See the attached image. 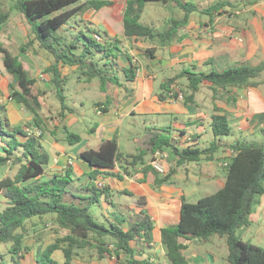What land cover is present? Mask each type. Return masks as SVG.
<instances>
[{"label":"trees","instance_id":"obj_1","mask_svg":"<svg viewBox=\"0 0 264 264\" xmlns=\"http://www.w3.org/2000/svg\"><path fill=\"white\" fill-rule=\"evenodd\" d=\"M160 1L166 0H127L124 31L129 38L147 39L158 46H166L178 29L187 23L190 14L199 10L194 3L174 0L184 10V17L172 19L164 30H159L145 24L142 13L147 3ZM225 2H217L204 10L211 13L226 6ZM111 4L114 2L110 0H12L11 8H4L0 1V32L14 10L31 26L29 39L20 46L21 52L29 51L37 43L53 57L44 72L49 75L48 82L60 101L61 116L72 111L65 95L70 76L62 74L61 64L76 66L74 73L78 79H98L102 90L109 83L121 84L119 71L123 72L126 81L136 78L137 67L132 60L120 68L117 43L103 41L105 33L89 26L81 28L77 24L80 22L77 17H82L87 10ZM72 19L74 24L69 23ZM83 29L92 35L86 34ZM155 50L156 47L149 48L146 53L154 56ZM0 53L7 72L13 76L8 86V97L28 110L33 119L25 127L13 125L6 116L5 102H0V138L5 143V153L0 154V167L9 163L19 167L15 175H7L0 180V192L6 202V206L0 210V244H9L12 263L21 264L20 260L24 258L28 221L50 215L68 233L45 248L39 246L35 255L36 264H72L73 259L80 255L79 250L92 247L96 249L99 259H103L106 254L115 256L116 264H152L148 259L138 256L139 251L133 244L138 239L148 242L153 240L149 216L145 214L140 222L128 229L114 222L105 224L94 217L92 207L102 199L109 200L112 192L108 186L96 183L98 176L116 175L110 171L116 165H121L127 174L138 164L152 167L151 162L157 151H171L177 157L178 166L190 161L214 159L223 147L221 137L232 134L227 116L221 113L213 116L214 140L204 148H181L167 133L148 128L138 138L136 153H123L115 137L104 140L98 148L84 150L80 157L92 168L88 173L90 183L77 192L71 188L73 178L70 169L64 174L46 177L45 167L50 162V154L43 145L46 127L40 113L43 93L34 91L37 79L30 75L20 57L1 41ZM263 71L264 64H239L209 72L186 70L162 82L159 96L165 99V94L173 91V97L178 98L179 92L172 86L180 77L189 80L191 93L185 96V101L190 102L194 100L202 82L222 88L254 87L260 84L257 78ZM32 125L42 132L37 134L31 130ZM19 134L26 139L20 141ZM67 139L70 144H75L81 141L82 136L68 131ZM225 146L230 152L225 166V185L196 202L187 201L184 197L178 223L162 229V241L172 264H187L183 254L186 245L182 239L208 241L214 235L226 237L229 254L223 264H264V246L245 241L238 235L239 229L251 224L257 200L264 195V143L236 141ZM175 172L176 169L172 168L165 179H170ZM108 237L112 241H108ZM110 245L114 248L111 249ZM57 250L63 252V260L55 256ZM0 264H8L2 253Z\"/></svg>","mask_w":264,"mask_h":264},{"label":"crops","instance_id":"obj_2","mask_svg":"<svg viewBox=\"0 0 264 264\" xmlns=\"http://www.w3.org/2000/svg\"><path fill=\"white\" fill-rule=\"evenodd\" d=\"M110 1L114 4L99 9L91 8L82 17H77L80 22L76 23L81 27L89 26L105 33L103 41L117 43L116 52L119 55L120 68L127 66L132 60L137 67L136 78L133 81H126L123 72L119 71L121 84L109 83L102 90L99 80L73 78L72 76L76 75L74 73L76 66L61 64L62 74L70 76L65 91L70 108L77 107L78 102L84 105V99L93 89L99 87L103 91L102 99L95 101L94 104L98 119L89 125L86 124L84 129L83 125H80V118L85 116L84 111L79 112L72 108V111L61 116L59 102V105L50 108L51 115L45 113L46 109L43 112L48 96L55 94L48 82L49 75L44 72L53 60H50L46 51L45 54L40 51L37 43L29 51L21 52L20 46L29 39L31 33L22 34L18 31V26L13 25L11 31H17L15 35L18 48L12 49L9 40L1 39L2 32L12 22L10 18L0 32V41L20 57L30 75L37 79L34 91L43 93L41 95L43 106L40 110L46 126L43 145L50 154V162L45 167L46 177L56 173L64 174L70 169L73 178L71 188L77 192H81L80 189L90 183L88 173L92 169L90 164L80 157L81 152L89 148H98L104 140L115 137L123 153H136L138 138L148 128H154L167 133L181 148L187 146L204 148L214 140L212 121L213 116L219 113L227 116L232 134L240 132V138L236 137L234 140L222 136L223 147L211 160L190 161L178 166L177 157L166 150L168 157L165 159V174L158 173L151 166L138 164L130 169L129 174L121 165H116L110 170L116 175L98 176L96 183L108 186L112 192L109 200L102 199L92 207L94 217L105 224L114 222L123 229H128L140 222L146 214L153 226V240L148 242L145 239H138L133 243L139 251L138 256L148 259L152 264H172L162 241V229L178 223L182 199L185 197L191 202L190 197L198 195L201 190L215 189L209 193L212 194L222 188L226 182L223 163L230 154L225 145L236 141L256 142V139H260L259 133H264V71L257 78L260 84L254 87L222 88L213 86L210 82H202L194 100L190 102L185 101V96L191 93L187 77H180L172 86L179 95H182L181 98H174L172 91L165 94V99H161L159 96L162 92L161 83L186 70L209 72L212 69L223 70L220 67L228 65H252L255 57L264 52V46L261 44L264 33L260 35L264 22H254L248 27L240 25L238 23L240 17L237 15L244 14L249 9L239 8L232 0L217 1H226V6L211 13L205 12L204 9L217 2L183 0L196 4L199 10L190 14L187 23L178 29L168 45L158 46L147 39L129 38L124 31L127 0ZM171 4L179 8L183 14L176 17L167 13L165 17H159ZM144 8L143 22L159 30H164L172 19L183 18L185 14L174 0L150 2L148 12L146 5ZM235 11L239 14H235ZM6 35L8 39L12 38L10 33ZM153 47H156L154 56H148L146 50ZM12 80L13 76L7 72L3 55L0 53V96L8 98V86ZM68 90L80 94L74 99L73 106H70L68 101L66 93ZM5 104L6 116L13 125L25 127L33 120L32 115L27 114L25 108L16 101L7 99ZM74 126L83 129L85 134H80L82 136L80 142L70 144L67 134L68 131L74 132L71 130ZM62 128L63 134L60 136L58 132H61ZM36 129L35 125L31 126V130ZM210 129L212 134L209 133ZM18 139L24 141L26 137L19 134ZM0 140L2 142L0 154H4L5 143L1 138ZM220 150L223 151L221 156ZM18 168L17 166V170ZM172 168H175L176 172L166 180L165 176ZM116 196L123 198V202L117 201ZM256 205L251 215V222L254 223L264 218V195L259 196ZM249 229L250 225L239 229L238 235L244 240L242 236L247 234ZM182 242L186 245L183 254L187 258V264H223L229 254L224 236L214 235L208 241L182 239ZM110 248L114 246L110 245ZM107 255L103 258L106 260L103 263L99 258V261L89 262L85 259L87 256L81 254L73 259L72 264H115Z\"/></svg>","mask_w":264,"mask_h":264},{"label":"rangeland","instance_id":"obj_3","mask_svg":"<svg viewBox=\"0 0 264 264\" xmlns=\"http://www.w3.org/2000/svg\"><path fill=\"white\" fill-rule=\"evenodd\" d=\"M0 1H1L4 8H11L12 0H0ZM217 1H219V0H210L211 3H215ZM232 1L236 4H238L237 6L239 8L241 7V8L246 9V7H247V9H249L248 11L245 10L246 12L244 11L245 12L244 14L237 15V17L238 16L240 17L238 19V23L240 25H243V26L246 25L248 27V26H251L254 22H256V23H263L264 22V0H232ZM149 6H150V3H147L146 4V12L149 11ZM144 9H143V12H144ZM163 13L160 14L159 17H161V18L165 17V14H167V13H169V15H174L176 17L181 16L183 14L182 11L173 4H171L169 7H167L163 11ZM235 14H239V13H237L235 11ZM204 16H207V15L204 14ZM11 21L12 22L2 32L1 39L9 40L10 41L9 44H10L11 48L14 50H17L18 43H17V37L15 35V34H17L16 33L17 31H11L12 26L13 25L18 26V31L22 34L23 33H29V32L31 33V26L24 19V17L21 14H19L18 12L14 11V10H12ZM69 23L74 24V20L72 19ZM81 28H84V27H81ZM160 28L163 29L164 27H160ZM83 30L86 34L92 35V33L90 31H86L85 29H83ZM261 30L262 31L260 32V35L262 36V34L264 33V26ZM6 33H10V36L12 35V38L8 39ZM13 41H15L17 44ZM261 44L264 46V37H262ZM40 51H42L44 54L46 53L45 50L42 48H40ZM49 56H50V60L52 61L53 57L51 55H49ZM251 64L254 66L264 64V52H262L261 54L256 56L254 61L251 62ZM231 66H234V65H228L227 67L224 66V67H220V68L224 69V68H229ZM72 77L74 78L77 76L73 75ZM96 80H98V79H96ZM45 83H47V81H45ZM70 84L68 85L69 88H70ZM71 88H72V86H71ZM66 93L68 95V101L70 103V106H73L72 103H74L73 102L74 99L77 98L78 95L80 96V94L77 95V93H75V92L71 93L70 90H68ZM102 93H103V91L100 90L99 87L95 88L84 99V105H81V103L78 102L77 107H74V106L72 107L76 111H79V112L84 111L85 112V116L80 118V121H81L80 125H83V127H82L83 129L86 128V124L89 125L91 122L98 119V117L96 116L97 114L95 112V105L94 104H95V101L102 99V97H103ZM85 94H87V93H85ZM59 102L60 101L58 100L56 95L54 93H52L51 96H48V99L46 100V104L44 105L43 112H45V109H46L45 113L48 115H51L52 111L50 108L55 107L56 105H59ZM26 113L31 114L28 110H26ZM130 125H132V124H130ZM78 127H80V126L78 125ZM78 127L74 126L71 128V130H73L74 132H77L81 135L85 134L84 130L80 129ZM136 128H139V127L136 126ZM38 130H40V129L37 128L36 131H38ZM209 133L212 134L211 129H210ZM62 134H63V128L61 129V132H58V135L61 136ZM64 134H65V132H64ZM236 137L240 138V132L239 131H236V133L229 135V136H223V138L228 139V140H234ZM259 138L260 139H256V142L258 141V143H262V142L264 143V133L263 132L259 133ZM0 144H2L1 140H0ZM69 147H71V146L69 145ZM219 155L220 156L223 155L222 150H220ZM16 172H17V166H15V165L8 164L7 166H2V167H0V180L7 175L13 176V175H15ZM214 190L215 189H212L210 191L201 190L200 193H198V195H194L193 197H190L189 200H191V202H196L198 200V198L205 196ZM2 195H3V193H0V210L3 209L6 205L5 199ZM125 198H127V197H125ZM116 200L123 202V198H120L119 196H116ZM91 211H92L93 215L95 216L94 209H91ZM96 219H99V218H96ZM27 226H28V234H27L26 239H25L26 248H25V252H24V258H22L20 260L21 264H36L35 255H36V251H37L39 246H42V248H45L49 244L55 242L58 238H61V237L65 236L66 233H68L67 229L61 227L55 221V219H53L50 215L45 216L44 218L35 217L32 220L28 221ZM242 237L244 238L245 241H249V242H252L254 244L264 246V218H263V220L255 222V223L251 222L250 229L248 230L247 234L245 233V235H243ZM108 240L112 241V238H109ZM0 253L3 254V259L6 263L13 264L11 254L9 253V244H7V243L0 244ZM79 253H80V255L81 254L86 255L87 257H85V259H88L87 261H89V262L90 261L91 262L99 261L98 257H97V252L94 248L82 249V250H79ZM55 256L59 259H62V260L64 258L63 252L61 250H57L55 252ZM107 256L112 260V262H114L115 264L117 263V258L115 256H110V255H107ZM102 261L104 263L106 260L102 259ZM95 263H98V262H95Z\"/></svg>","mask_w":264,"mask_h":264},{"label":"built area","instance_id":"obj_4","mask_svg":"<svg viewBox=\"0 0 264 264\" xmlns=\"http://www.w3.org/2000/svg\"><path fill=\"white\" fill-rule=\"evenodd\" d=\"M98 38L101 39V37L99 36ZM179 97L181 98L182 95H179ZM7 99L12 100L9 97L6 98V97L0 96L1 103H4ZM27 130H30V129L27 128ZM35 132L37 134L41 133L40 130L35 131ZM167 157H168V154L165 151H157L155 154V159L151 162L153 169L157 171L158 173L165 174L166 173L165 159H167ZM223 164L224 166H226L228 163L225 161Z\"/></svg>","mask_w":264,"mask_h":264}]
</instances>
